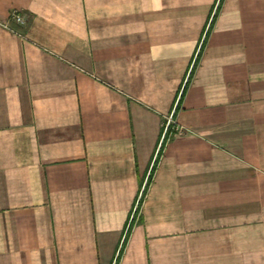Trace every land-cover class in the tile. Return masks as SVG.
I'll return each mask as SVG.
<instances>
[{
	"label": "crops",
	"instance_id": "crops-1",
	"mask_svg": "<svg viewBox=\"0 0 264 264\" xmlns=\"http://www.w3.org/2000/svg\"><path fill=\"white\" fill-rule=\"evenodd\" d=\"M0 264H264V0H0Z\"/></svg>",
	"mask_w": 264,
	"mask_h": 264
},
{
	"label": "rangeland",
	"instance_id": "rangeland-1",
	"mask_svg": "<svg viewBox=\"0 0 264 264\" xmlns=\"http://www.w3.org/2000/svg\"><path fill=\"white\" fill-rule=\"evenodd\" d=\"M9 16H11V15H9ZM11 31L13 32L14 30L11 29ZM13 33L16 34L15 31ZM179 97H180V95H179ZM177 103H178V99H177L176 104ZM174 113H176V111ZM187 133H189V130L185 129L184 127H182L180 125H178L176 123V121L174 120L173 115L167 117L164 120V122H163V124L161 126V136H160L159 143H158V146H157V149H156V154H155V157L153 158L154 161L150 165L147 178H146V180H145V182L143 184V189L139 193V196L137 198V202L135 203V207L133 208V213H132L131 218L129 220V224L127 225V228H126L127 229L126 230V236H127L128 232H129L130 227L132 226L133 222H135L136 219H137V215L139 214L140 202H141V199L145 195V188L148 185V183L150 182L151 176H152L154 168L156 166V160H157L160 152L164 148V145H165L166 141L169 140L170 138H172L173 136L184 135V134H187Z\"/></svg>",
	"mask_w": 264,
	"mask_h": 264
},
{
	"label": "built area",
	"instance_id": "built-area-1",
	"mask_svg": "<svg viewBox=\"0 0 264 264\" xmlns=\"http://www.w3.org/2000/svg\"><path fill=\"white\" fill-rule=\"evenodd\" d=\"M11 16H10V18L17 24V25H19V26H25L26 25V21H25V19L21 16V15H19L18 13H14V12H12L11 14H10ZM6 27V26H5ZM14 32V31H13ZM17 34V33H16Z\"/></svg>",
	"mask_w": 264,
	"mask_h": 264
}]
</instances>
